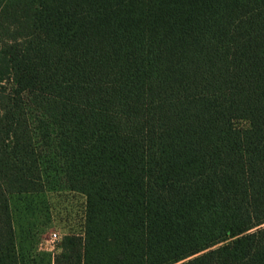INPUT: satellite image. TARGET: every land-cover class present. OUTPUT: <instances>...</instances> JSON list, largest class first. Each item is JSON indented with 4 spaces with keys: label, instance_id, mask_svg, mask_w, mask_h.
Masks as SVG:
<instances>
[{
    "label": "trees",
    "instance_id": "obj_1",
    "mask_svg": "<svg viewBox=\"0 0 264 264\" xmlns=\"http://www.w3.org/2000/svg\"><path fill=\"white\" fill-rule=\"evenodd\" d=\"M48 156L54 264H264V0H0V264Z\"/></svg>",
    "mask_w": 264,
    "mask_h": 264
},
{
    "label": "rangeland",
    "instance_id": "obj_2",
    "mask_svg": "<svg viewBox=\"0 0 264 264\" xmlns=\"http://www.w3.org/2000/svg\"><path fill=\"white\" fill-rule=\"evenodd\" d=\"M234 124L246 128L249 121L239 119ZM61 164L48 156L43 173L44 190L9 196L21 264H54L62 244L60 240L54 248L45 247L53 232H58L61 238L71 234L84 235L87 195L70 187ZM32 254L35 261L29 257Z\"/></svg>",
    "mask_w": 264,
    "mask_h": 264
},
{
    "label": "built area",
    "instance_id": "obj_3",
    "mask_svg": "<svg viewBox=\"0 0 264 264\" xmlns=\"http://www.w3.org/2000/svg\"><path fill=\"white\" fill-rule=\"evenodd\" d=\"M61 236L58 232H53L48 240V243H46L45 247L51 246L54 248L56 244L61 240Z\"/></svg>",
    "mask_w": 264,
    "mask_h": 264
},
{
    "label": "crops",
    "instance_id": "obj_4",
    "mask_svg": "<svg viewBox=\"0 0 264 264\" xmlns=\"http://www.w3.org/2000/svg\"><path fill=\"white\" fill-rule=\"evenodd\" d=\"M26 257H27V256H26ZM29 257H30V259H32L31 261H35V260H34V259H35V258H34L35 256H34L33 254H32L31 256L29 255ZM27 261H28V260H27Z\"/></svg>",
    "mask_w": 264,
    "mask_h": 264
}]
</instances>
